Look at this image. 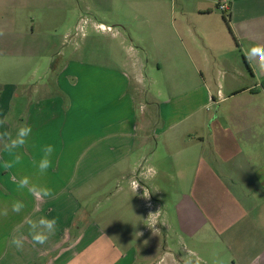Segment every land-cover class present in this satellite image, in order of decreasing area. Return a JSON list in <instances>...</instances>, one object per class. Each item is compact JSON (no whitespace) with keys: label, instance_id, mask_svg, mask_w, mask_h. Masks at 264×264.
<instances>
[{"label":"crops","instance_id":"crops-1","mask_svg":"<svg viewBox=\"0 0 264 264\" xmlns=\"http://www.w3.org/2000/svg\"><path fill=\"white\" fill-rule=\"evenodd\" d=\"M45 9L59 12L60 0H0V114L13 113L5 128H32L18 150L21 162L0 166V264H185L197 257L200 264H264V68L250 53L264 48V13L238 27L201 24L178 32L177 41L164 38L168 72L191 78L173 82L158 101L145 87L139 55L111 67L76 57L58 64L53 42L36 31ZM190 45L193 69L181 58ZM211 108L215 116L206 117ZM46 145L54 147L53 163L41 175L32 161ZM7 159L0 151V164ZM13 176L52 189L53 198L20 190ZM94 179L114 212L132 209V222L147 208L137 247L114 241L128 235L119 231L123 217L109 218L110 207L104 227L92 220L86 199ZM18 200L25 207L15 213ZM41 216L55 217L57 230L33 245L25 219ZM13 235L26 237L22 250L10 244Z\"/></svg>","mask_w":264,"mask_h":264},{"label":"rangeland","instance_id":"rangeland-1","mask_svg":"<svg viewBox=\"0 0 264 264\" xmlns=\"http://www.w3.org/2000/svg\"><path fill=\"white\" fill-rule=\"evenodd\" d=\"M60 4L59 12L43 10V25L36 21L38 36L48 43L53 42L54 47L52 45L50 48L52 57L60 53L59 59L55 57L58 64L76 57L83 62L111 67L116 63H135L134 56L139 55L143 63L145 87L158 101L164 100L172 92V85L175 86L173 82L191 78L189 75L174 77L168 72L169 67L165 63L168 55L164 52L163 44H160L164 38L177 41L179 33L183 34L187 29L195 30L201 24L212 27L223 22L225 25L234 24L238 27L264 13V0H60ZM221 4H226L231 11L221 10ZM98 25L110 27V31L120 32L122 36L114 37L112 32L99 30ZM227 30L230 32V28ZM177 47L180 48L179 45ZM186 51H181V58L187 69H193L190 62L197 50L190 45ZM221 52H224L223 46ZM159 61L163 65L161 71L157 69ZM49 65L51 67L52 63ZM146 101L149 102L148 99ZM215 111L211 108L204 115L214 117ZM113 177L108 186L110 194L117 189L114 183L116 175ZM98 183L99 180L95 179L91 182V193L86 199V208L92 213V220L104 227L101 223H106L113 216L110 213H116L115 217H123L119 231H126L128 236L123 239L115 235L114 241L121 246L130 244L137 247L143 240L137 237L138 231L147 225V220H143L147 219V208L140 206L142 218L139 223L132 222V209L116 206L118 209L114 212L111 202H106V196L102 197V190L96 188ZM166 203L171 204L169 198H166ZM109 207L108 218L106 209ZM136 213L135 205L134 216ZM103 217L105 221L101 222ZM174 243L177 244L176 241ZM141 263L140 259L139 264Z\"/></svg>","mask_w":264,"mask_h":264},{"label":"clouds","instance_id":"clouds-1","mask_svg":"<svg viewBox=\"0 0 264 264\" xmlns=\"http://www.w3.org/2000/svg\"><path fill=\"white\" fill-rule=\"evenodd\" d=\"M3 34L4 33L0 31V36ZM250 53L252 56L259 57L260 65L262 68H264V48L254 46L251 48ZM12 116L13 113H9L7 115L0 114V151L10 157V159L3 160L2 164H0V166H2L5 170H10L21 162V155L18 153V150L27 144L28 138L32 134V128L27 123L16 124L12 129L5 128L4 126L9 124V122L12 120ZM53 152L54 147L52 145H46L42 149V155L40 156L39 160L34 159L32 161L33 165L37 168L41 175L45 174L52 167L53 162L51 157ZM12 180L17 184V187L20 190L26 189L29 194L42 201L53 198L54 196L52 189L31 183L28 176H24L19 180L13 176ZM137 188L138 187H136L134 190L136 191ZM148 196L149 195H147L146 198ZM24 207V203L18 200L13 202L12 211L19 213ZM7 214L8 210L4 209L3 215ZM150 215L152 214L150 213L149 216ZM25 223L28 226L29 235L31 236L33 245L46 244L50 237L54 235L57 230V219L55 217L48 218L41 216L37 219L26 218ZM18 230L19 229H17V231ZM25 240L26 237L24 235H13L10 240V244L17 250H22ZM185 264H200V260L198 257L195 260L189 258L185 260Z\"/></svg>","mask_w":264,"mask_h":264},{"label":"built area","instance_id":"built-area-1","mask_svg":"<svg viewBox=\"0 0 264 264\" xmlns=\"http://www.w3.org/2000/svg\"><path fill=\"white\" fill-rule=\"evenodd\" d=\"M220 9L223 10V11H228L229 10V8H228V6L226 4H221ZM98 29L112 32V31H110L111 30L110 27H106L104 25H98Z\"/></svg>","mask_w":264,"mask_h":264}]
</instances>
